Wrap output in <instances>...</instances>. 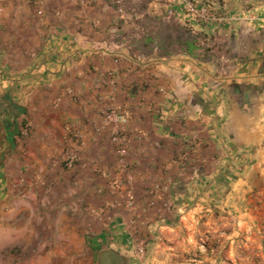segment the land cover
I'll return each instance as SVG.
<instances>
[{"label": "crops", "instance_id": "obj_1", "mask_svg": "<svg viewBox=\"0 0 264 264\" xmlns=\"http://www.w3.org/2000/svg\"><path fill=\"white\" fill-rule=\"evenodd\" d=\"M195 1L216 19L168 0H124L121 17L114 0H0L10 106L0 161L7 152L31 177L37 164L77 156L70 168L46 169L42 187L28 192L43 197L44 226L57 217L59 229L71 227L51 241L80 243L61 254L96 264L113 245L128 264H264V0ZM116 105L123 165L103 121ZM20 120L29 125L23 163ZM157 184L169 186L168 209L147 206ZM129 185L141 257L130 214L113 205Z\"/></svg>", "mask_w": 264, "mask_h": 264}, {"label": "rangeland", "instance_id": "obj_2", "mask_svg": "<svg viewBox=\"0 0 264 264\" xmlns=\"http://www.w3.org/2000/svg\"><path fill=\"white\" fill-rule=\"evenodd\" d=\"M225 43L221 40L218 44L223 46V52L229 54ZM5 81L4 77H0V120L8 117V108L10 107L6 93L2 92L7 88ZM22 121H19V145L16 149L21 163L27 157L24 143L26 134L24 132L29 128V125ZM2 149V142L0 141L1 152H3ZM5 155V157H1L0 161V168L3 171L1 174L5 180V193L0 201V264H83L81 263L82 256L73 257L71 254V257H68L59 252L63 248L77 250L80 243L73 240L61 242L57 239L54 241L49 239V236H53V234L71 233V227L63 225V228L59 229L57 224L54 225L56 222L60 223V218L57 217H54L51 227L44 226L39 215L40 209L44 207L43 197L32 191L29 194L35 186L42 187L45 181L42 174L46 169L53 172L62 163V156L49 160L47 167H45L46 164L43 166L35 165L30 177L25 175L23 171L16 172L15 170L18 168L10 161L7 152ZM10 210L11 212H9ZM18 211L19 214L13 217L14 213L16 214ZM47 252L51 253L48 258L41 257Z\"/></svg>", "mask_w": 264, "mask_h": 264}, {"label": "built area", "instance_id": "obj_3", "mask_svg": "<svg viewBox=\"0 0 264 264\" xmlns=\"http://www.w3.org/2000/svg\"><path fill=\"white\" fill-rule=\"evenodd\" d=\"M170 5L178 4L181 5L187 13L191 16L195 17L198 20L202 21H212L216 19V16L210 14L207 7L200 5L195 0H168ZM114 5L119 16L124 15V0H114ZM172 10L169 9L168 13H171ZM57 102L59 99L56 100ZM123 108L121 106H112L109 108L104 114V124L111 128V137L110 140L114 145V148L118 154V159L121 165H123V158L126 154V147L124 136L121 134L119 126L122 122H125ZM183 157V154H180ZM62 162H64L66 167H72L76 161V154L71 151H67L61 157ZM130 184V183H129ZM116 188V187H115ZM117 189V188H116ZM118 190V189H117ZM169 186L167 184H157L152 188L146 191L147 197V206L148 207H156L159 206L162 209L169 208ZM113 205L121 206L125 211L130 214V218L128 221V226L133 233V247L134 253L137 257H141L144 255L145 249L140 244L138 239L139 232V210H138V202L137 198L132 190V187L126 189L124 193H122L119 198L113 203ZM96 214L104 215V209H98L97 211H93Z\"/></svg>", "mask_w": 264, "mask_h": 264}, {"label": "water", "instance_id": "obj_4", "mask_svg": "<svg viewBox=\"0 0 264 264\" xmlns=\"http://www.w3.org/2000/svg\"><path fill=\"white\" fill-rule=\"evenodd\" d=\"M96 264H128V259L113 245L98 250Z\"/></svg>", "mask_w": 264, "mask_h": 264}, {"label": "trees", "instance_id": "obj_5", "mask_svg": "<svg viewBox=\"0 0 264 264\" xmlns=\"http://www.w3.org/2000/svg\"><path fill=\"white\" fill-rule=\"evenodd\" d=\"M18 132H20L19 130H17Z\"/></svg>", "mask_w": 264, "mask_h": 264}]
</instances>
